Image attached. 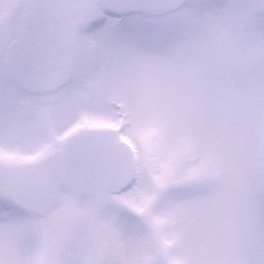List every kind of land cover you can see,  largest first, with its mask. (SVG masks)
Returning a JSON list of instances; mask_svg holds the SVG:
<instances>
[{"label": "snow or ice", "instance_id": "6c2138e0", "mask_svg": "<svg viewBox=\"0 0 264 264\" xmlns=\"http://www.w3.org/2000/svg\"><path fill=\"white\" fill-rule=\"evenodd\" d=\"M0 264H264V0H0Z\"/></svg>", "mask_w": 264, "mask_h": 264}]
</instances>
